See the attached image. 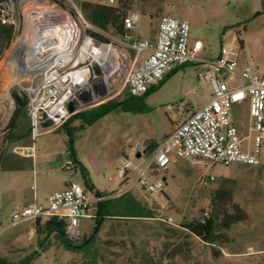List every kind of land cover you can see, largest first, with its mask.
Masks as SVG:
<instances>
[{
	"label": "rangeland",
	"instance_id": "1",
	"mask_svg": "<svg viewBox=\"0 0 264 264\" xmlns=\"http://www.w3.org/2000/svg\"><path fill=\"white\" fill-rule=\"evenodd\" d=\"M81 1L78 0L77 4ZM86 1L106 4L108 0ZM55 2V0H45L42 3L34 0L17 2L18 26L15 38L6 46L0 36V99L3 97L2 90L12 74L8 60L19 38L25 35L23 43L25 48L17 58V64L22 66L26 47L32 39L40 36V32L33 34L25 31L27 12L36 9L27 7L57 6L63 11L73 13L68 9L70 4H54ZM147 5L150 7L149 11H153L151 7L158 5V15L151 17V12L144 11ZM263 7V0H161L159 4L157 0H148L145 5L136 3L134 9L142 11L138 31L141 39L155 38L162 16L187 21L190 25V46L195 40H201L205 46V51L197 55L199 59L213 58L220 52L223 42L236 39V34L239 33L243 39V47L239 52L240 66H251L257 74L264 75ZM87 23L88 25L81 20L82 38L91 36L99 43H113V47L127 58V64L123 69L126 70L129 59L132 60L135 56V51L130 47L132 38H118ZM204 72L205 65L190 62L177 68L172 74H167L160 85L155 86L142 98L141 103L147 107V112L136 113L120 105L91 126L75 129L81 121L73 119L67 126L42 133L34 141L28 116L20 120L13 132L10 129L11 119L16 111L14 93L24 97L26 89L38 80L39 73L20 77L21 87L12 90L13 103L6 102L5 109L0 115V204H6V211L0 224V254L16 263L31 257L33 259L31 264H142V250H149L157 255L165 246L166 232L162 225L179 227L182 223L201 219L203 213L210 211L215 191L226 189L232 191L233 201L239 204L245 219L231 225L227 232L230 241L223 243L221 247L201 244L190 264H264V154L258 165L216 164L208 168L207 176L215 178L208 185L197 183L200 167L185 160L173 163L167 170L149 176L152 182L162 183V191L149 193L139 185L135 186L134 191L141 203L153 211L155 219L125 222V225L127 223L129 226L126 225V245L122 247H109L103 244L102 241L107 239L103 227L96 234L93 244L87 242L77 250H69L51 237L45 250L39 255L34 249L9 251L13 246L11 241L13 236L26 227L22 225L4 228L9 222L12 202L16 197H21L17 194L20 193L18 191L26 190L33 184L30 174L31 162L29 161L28 166L21 167V162L12 155L15 149L23 150L19 148L23 139L25 143L34 147L31 151L37 155L35 166L38 171L44 169L47 171L48 174H43L47 177V187L59 188L66 181L74 180L86 190L89 197H93L96 191L108 192L110 186L118 181L117 164L122 152L133 146L144 150L149 143L158 144L172 130L176 115L167 110L169 105L189 99L204 105L210 100L208 87L199 79ZM194 89L196 94L193 95ZM129 95L128 92L117 96L111 95L113 97L103 103L127 99ZM233 114L240 135L246 137L249 120L248 102L236 106ZM11 136L14 138L11 139ZM70 137L73 139V156L69 146ZM154 151L155 147L150 148L144 158L136 159L135 163H146ZM68 159L74 161L73 170L66 169ZM163 176L167 177L166 181L163 180ZM41 178L42 174L39 175L40 183ZM110 178H113V181H110ZM226 208L232 211L230 205ZM97 227L95 219H82L80 226L82 238L79 244H83L85 238L90 239Z\"/></svg>",
	"mask_w": 264,
	"mask_h": 264
},
{
	"label": "built area",
	"instance_id": "2",
	"mask_svg": "<svg viewBox=\"0 0 264 264\" xmlns=\"http://www.w3.org/2000/svg\"><path fill=\"white\" fill-rule=\"evenodd\" d=\"M18 1L24 0L0 2V22L3 25L18 26ZM34 1L42 3L45 0ZM55 1L54 4L71 5L68 9L72 14L57 6L51 7H57L75 19L80 35L72 39L69 48L63 47L61 52L51 54L38 80L26 89V113L33 141L42 133L61 128L73 115L94 108L101 100L100 105L125 91L132 96H141L158 86L167 74L191 62L205 65V72L199 79L208 87L210 100L204 105L191 99L169 105L167 110L176 115L174 129L155 148L146 163H135L136 159H143L146 155L141 148L133 146L124 151L117 175L127 183V191L139 185L149 193L161 192L162 183L152 182L149 176L167 170L180 160L200 167L197 183L203 185L215 180L206 172L216 164L261 163L264 154V75L257 74L251 66H240L241 36L236 34V39L223 42L217 57L199 59L197 55L205 46L201 40H195L190 46L187 21L162 16L156 38L141 39L138 31L142 11L131 10L124 20V28L126 37L132 38L130 47L135 56L129 59L126 70L114 84H110L107 68L111 60L110 49H115L113 43H99L91 36L82 38L81 20L87 25L88 21L80 3L77 4L78 0ZM114 3L115 0H108L106 4ZM106 47L108 51L103 58ZM115 67L112 70L120 69ZM192 94H196L195 89ZM246 102L249 104L248 135L242 137L233 112L236 106ZM70 103L75 108L73 113L69 111ZM46 120L53 121V125L41 128V123ZM66 169H74L72 159L67 160ZM102 199L100 195L94 199L89 197L79 183L70 182L65 190L49 197L47 207L33 203L20 212H13L10 226L26 221H46L56 216L66 221L69 239L81 240L82 219L94 218L95 203Z\"/></svg>",
	"mask_w": 264,
	"mask_h": 264
},
{
	"label": "trees",
	"instance_id": "3",
	"mask_svg": "<svg viewBox=\"0 0 264 264\" xmlns=\"http://www.w3.org/2000/svg\"><path fill=\"white\" fill-rule=\"evenodd\" d=\"M160 1L161 0H157V4H159ZM147 2L148 0H117L116 3L107 5L104 3H94L91 1L82 0L80 2V6L86 20L91 25L115 37L125 38L127 36V31L124 28L125 18L128 16L131 10H134L136 3H143L145 5ZM153 4L156 6V2ZM155 6L151 7L153 11H149L150 7L147 5L144 7V11L148 10L151 12V17H155L158 15V5L157 7ZM157 32L158 30L156 33ZM91 34L94 37L96 36L94 33ZM237 34L240 36L239 33ZM15 35L16 28L13 25H3L0 22V36L4 39L6 46L11 44L15 38ZM174 71H172L171 74ZM152 89H154V87L150 90ZM149 91L141 96L129 95L127 99L113 100L103 103L95 108L79 112L73 115L62 127L67 126V124L73 119H79L81 121V123L78 125V127H75V129H83L86 126H91L110 113L112 110L118 108L120 105L126 106L129 110L136 113L147 112V107L142 104L143 102L141 103V101ZM125 93H127V91H125ZM14 98L16 103V111L11 119L10 124V129L12 132L17 128V124L20 122V120L27 117L26 94L24 97H22L20 94L14 93ZM28 134H30V131H28ZM13 138L14 137L11 136V139ZM69 146L71 155L73 156L74 151L72 137L69 139ZM97 194L102 195V193ZM133 201L134 203L138 204L139 207L137 208L133 206L130 210L125 211L127 214H129L126 215V217H122L124 215L113 214L114 216L118 217L114 225H111V229L107 232V239L102 241L106 246L122 247L126 245L125 237L127 235V228L125 221L155 219L153 211L148 209V207L142 206L141 203L134 198ZM211 203L212 204L209 209L210 211H203L205 213H203V217L201 219H195L182 223L179 227H173L167 224L162 225L166 232L165 246L158 251L157 255L149 250H142L141 263L190 264L194 258L195 251L201 246V244L209 245L211 247L219 245L221 247L223 243L229 242L230 238L227 233L229 228L232 224L245 219V214L239 204L233 201L232 191L226 189L216 190L212 196ZM101 204L102 203H98L99 215L94 218L97 223L100 222L101 217H105V220L106 218L108 219V214H104L105 216H102L100 213L99 207ZM228 205L231 206L232 211L226 208ZM111 209L112 207H110V210ZM118 211L120 212L121 209L115 212L113 211V213H118ZM36 227L39 235H46V239L49 237H54L69 250L80 249L87 242L93 244L95 236L99 232V227H97L95 229V234L90 239L85 238L84 243L79 244L80 240L73 241L68 238L66 234L67 223L64 219H59L58 217L53 216L46 221L37 220ZM119 227H122L123 230L117 232ZM90 247H92V245ZM36 253L39 255L42 253V251H36ZM32 260L33 259L31 257H27L25 260H21L19 263H16L11 262L6 256L0 254V264H31Z\"/></svg>",
	"mask_w": 264,
	"mask_h": 264
},
{
	"label": "crops",
	"instance_id": "4",
	"mask_svg": "<svg viewBox=\"0 0 264 264\" xmlns=\"http://www.w3.org/2000/svg\"><path fill=\"white\" fill-rule=\"evenodd\" d=\"M155 38H156V35H155ZM204 51H205V49L203 50V52ZM218 54L216 56H214L213 58L217 57ZM173 129H174V126H173L172 130L168 134H166L163 138L165 139L167 136H169L170 133L173 131ZM164 139H162V140H164ZM24 141H25V139H23V141L21 142L22 145L19 147L23 150L22 151H12V155L16 160H19L21 162V165H22L21 167L28 166L29 161L31 162V169L32 170H31L30 174H31V179H32L33 184L30 188H28L26 190L21 189V191H18L20 193H17V194H20L21 197L20 198L16 197V200H13L12 206H11L12 210H11V213L9 215V222L6 225V227H4V228L26 225V227L19 230V232L15 236H13V238L11 240L13 246L11 249H9V251H27L29 249H34V251H44V248L47 245L48 241L50 242L51 237L46 239V235H39L38 234L37 227H36V221H26V222H22L16 226H10L11 214L13 212H20L25 207H27L33 203H37V204H40V205L47 207L49 197L52 194L65 190L70 182H76V181H74V180L66 181L65 184L59 188L47 187L48 186L46 183L47 177H45L43 174H48V173L45 169L42 171L40 170V172L38 171V169L36 168L37 163L35 164V159L37 158L36 157L37 155H36V153L31 151L34 149V147L30 146L29 144L25 143ZM160 143H158V144L149 143L143 151H145V153H146V151L150 150V148H154V147L156 148ZM123 153L124 152H122V154H120L118 157L117 170H118L119 165L121 163V157H122ZM156 173H161V172H155L153 174H156ZM40 174H42L41 183L39 180ZM117 177H118V175H117ZM163 180L166 181L167 177L163 176ZM110 181H113V178L110 179ZM127 186H128L127 183H123L121 181V179L118 177V181L115 184L110 186V188L107 190L108 192L96 191L94 193V196L91 197L94 199L98 195L97 193H102V195H100V196H102L103 199L100 200L99 202L95 203L93 213H94V218L99 215L98 214V203H102L99 207L100 213L102 214V216H105L104 214H108V216H107L108 219L106 218V220H105V217L104 218L101 217V220L98 223L99 224L98 227H99V231L101 228L105 227V235L111 229V227H112L111 225H114V223L117 220L118 216H114L115 214L116 215H124L122 217H126V215H129V214H127V212H125V211L130 210L133 206L138 208L139 205L134 203L133 198L141 203L139 198H137L135 196V191H134L135 187L132 190L127 191V188H128ZM15 192H17V191H15ZM7 205H9V203H7ZM141 205L145 206L143 203H141ZM110 207H112L111 210H110ZM5 208H6V204H0V224L2 223L3 214L6 211ZM119 209H121V211H120L121 213L119 211H118V213H113V211L115 212ZM130 221H132V220L125 221V222H130ZM126 225L129 226V224H127V223H126ZM122 230H123V228L119 227L117 232L122 231ZM0 249H1V245H0Z\"/></svg>",
	"mask_w": 264,
	"mask_h": 264
},
{
	"label": "bare ground",
	"instance_id": "5",
	"mask_svg": "<svg viewBox=\"0 0 264 264\" xmlns=\"http://www.w3.org/2000/svg\"><path fill=\"white\" fill-rule=\"evenodd\" d=\"M27 8L36 9H29L30 11L27 12L25 31L33 34L40 32V36L32 39L29 46L26 47L22 66L17 64V58L19 53L25 48L23 45L25 35L19 38L13 49L8 60V64H11L12 74L1 93L3 97L0 99V115L5 109L6 102L13 103L12 90L21 87L20 77L37 72L40 76L48 57L50 58L51 54L61 52L63 47L69 48L72 39L80 35L78 22L69 14L60 12L57 7L34 6ZM107 51L108 47H106L101 57L104 58ZM110 56L111 60L107 68V76L110 78L108 82L114 84L118 76L122 74L127 62L124 55L116 49H110ZM113 66L120 69L114 71L112 70Z\"/></svg>",
	"mask_w": 264,
	"mask_h": 264
},
{
	"label": "water",
	"instance_id": "6",
	"mask_svg": "<svg viewBox=\"0 0 264 264\" xmlns=\"http://www.w3.org/2000/svg\"><path fill=\"white\" fill-rule=\"evenodd\" d=\"M69 111H70L71 113H73V112L75 111V108H74L73 103H70V104H69ZM52 125H53V121H51V120H46V121H44V122L41 123V128H48V127H50V126H52ZM138 156H139V155H138Z\"/></svg>",
	"mask_w": 264,
	"mask_h": 264
}]
</instances>
